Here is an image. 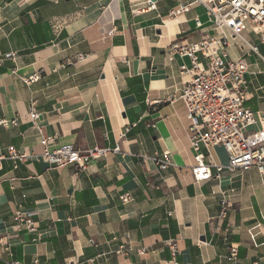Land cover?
Masks as SVG:
<instances>
[{
    "label": "crops",
    "instance_id": "0c3cea01",
    "mask_svg": "<svg viewBox=\"0 0 264 264\" xmlns=\"http://www.w3.org/2000/svg\"><path fill=\"white\" fill-rule=\"evenodd\" d=\"M190 2L0 0V122H7L0 124V154L14 147L30 156L17 167L2 161L0 239L11 254L0 264H231L232 247L237 264H264V174L224 170L217 178L212 168V179L196 182L191 173V122L180 96L192 78L181 67L192 62L171 46L217 33L201 6L171 15ZM246 36L264 57L251 29ZM226 51L241 57L234 43ZM245 59L244 106L263 121L264 62L256 54ZM33 76L39 80L23 81ZM33 104L41 134L29 117ZM42 135L56 137L54 148L120 152L84 171L50 169ZM166 152L174 167L161 171L151 158ZM211 155L228 165L224 147ZM222 192L231 195L224 220ZM18 210L34 214L37 233L17 227ZM128 242L135 251L118 257Z\"/></svg>",
    "mask_w": 264,
    "mask_h": 264
},
{
    "label": "built area",
    "instance_id": "2783aa9c",
    "mask_svg": "<svg viewBox=\"0 0 264 264\" xmlns=\"http://www.w3.org/2000/svg\"><path fill=\"white\" fill-rule=\"evenodd\" d=\"M194 5L204 8L217 36L197 44L173 43L171 46L173 55L188 57L192 62L190 69L185 65L181 67V74H190L192 78L185 83L180 96L191 122L190 146L194 153L191 173L196 182L212 179V168L216 169L217 178L224 170L243 172L255 168L260 174H264V120L244 106L250 86L247 79L249 66L245 58L249 54H256L264 62L258 45L246 36V32L251 29L257 42L264 45V0H191L190 3L173 10L171 15L178 17L189 12ZM151 8L155 6L152 5ZM231 43L237 45L241 53L240 59L233 60L229 57L226 49ZM199 55L208 60L207 66L200 62ZM38 80L37 76H33L23 81L30 85ZM34 108L33 104L29 117L34 129L41 134L40 116ZM259 122L262 128L250 132V128ZM0 124L7 125V122L1 121ZM55 140L56 137H40L42 158L50 169L73 166L84 171L92 161L120 152L119 146L114 149L95 148L88 151H80L71 144L54 148ZM217 146L226 150L227 166L213 162L211 150ZM29 158L28 154L10 147L7 156L0 154V170L3 160H11L17 167L19 163H26ZM146 158L143 157L144 160ZM151 160L161 171L174 167L168 152L156 154ZM230 198L229 193H221L220 220L228 216ZM127 200L129 198H123L124 202ZM33 216V213L18 210L15 213L17 227H25L31 234L37 233L38 227ZM126 238L129 239V235ZM171 247L175 249V245L172 244ZM134 249L130 242L123 243L116 255L127 257ZM137 252L144 253V249ZM2 254H11V245L5 238L0 239V256ZM237 256V247H232L229 257L231 264H237Z\"/></svg>",
    "mask_w": 264,
    "mask_h": 264
},
{
    "label": "water",
    "instance_id": "95a60500",
    "mask_svg": "<svg viewBox=\"0 0 264 264\" xmlns=\"http://www.w3.org/2000/svg\"><path fill=\"white\" fill-rule=\"evenodd\" d=\"M203 240H205V239H203Z\"/></svg>",
    "mask_w": 264,
    "mask_h": 264
}]
</instances>
